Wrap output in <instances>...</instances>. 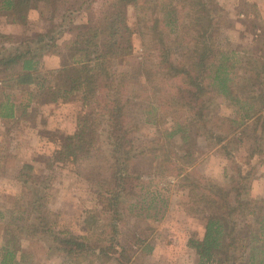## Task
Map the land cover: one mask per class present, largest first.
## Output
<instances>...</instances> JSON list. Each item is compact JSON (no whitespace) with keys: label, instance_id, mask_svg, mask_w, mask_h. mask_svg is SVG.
I'll return each mask as SVG.
<instances>
[{"label":"trees","instance_id":"obj_1","mask_svg":"<svg viewBox=\"0 0 264 264\" xmlns=\"http://www.w3.org/2000/svg\"><path fill=\"white\" fill-rule=\"evenodd\" d=\"M32 1L0 0V17L10 24L26 25ZM35 1L54 7V10L60 3L72 4L66 8L64 17L78 3H81L79 9L85 6L91 8L93 4L92 0ZM130 4L136 5L144 14L139 22L149 30L152 45L148 51L153 52L149 58L156 57V70L144 68L146 83L152 86L150 90L154 96L165 87L169 88V83L173 85L174 90L169 89V94H174L175 104L170 103L168 108L174 125L167 136L180 135L186 142L190 139L191 129L208 128L207 117H212L210 105L214 103V94L239 106L238 116L228 118L239 125L237 129L250 126L254 121L256 130L264 117V61L255 59L254 62H243L247 60L244 55L220 47L218 35L226 22L215 0H110L103 17L94 25L93 21H88L92 26L79 32L77 40L65 55L70 58V63L63 64L55 71L42 68L45 50L57 47L56 36L51 33L37 37L44 44L42 52L34 49L35 40L23 42L11 52L0 50V86H4L0 88L9 85L24 94L20 96L0 89L3 95L0 120H27V116L39 113L40 104H68L78 97L83 106L90 109V118L83 129L56 152V162L77 163L83 157L91 159L95 153L102 154L104 148L100 139L103 136L98 130L103 128L107 129L105 134L113 160L111 180L108 185L103 184L104 193H100L104 200L103 209L107 212L106 228L99 234L93 233L91 229L98 218L89 212L86 218L90 231L88 235L55 231L56 224L48 220L45 212L48 193L42 191L44 194L31 203L32 212L38 214L37 222L30 221V211L25 209L17 211L22 216L13 220L15 215H12L11 222L6 224L0 264H20L18 253L21 250V237L45 235L56 242V250L67 258L68 264H80L89 258L106 262L112 257H116L119 264H135L127 259L125 247L119 249L117 245L121 243L114 241L118 222L124 214V205L133 196L131 185L137 171L135 160L138 157L133 134L141 127L131 120L134 103L141 96L133 91L129 93V80L115 69V61L129 57L133 51L134 33L126 18V7ZM179 45L182 46L175 50L174 47ZM239 56L241 59H237ZM239 63H244L243 67L239 68ZM246 64L251 68L246 69ZM54 79H59V83L52 84ZM153 79L161 80L162 84L156 86ZM246 81L259 87L257 96L248 97L247 87L244 86L246 88L240 91L242 96L237 97L235 86L241 83L246 85ZM250 97L252 103H249ZM21 98L23 101H19ZM149 104L151 108L146 111L145 122L155 123L150 116L158 113L159 108L153 103ZM156 122L159 124L158 120ZM229 128L233 134L235 126ZM205 130L209 138H216L217 144L225 142L226 137H215L212 128ZM164 146L157 149L163 152L162 166L170 170L168 164L172 152ZM255 146L258 147L259 143ZM255 146L253 148L258 150L259 147ZM258 152L264 154V151ZM0 165L1 168V162ZM34 170L33 165H24L21 175L25 181H33L29 173ZM180 170L183 171L179 174L181 181L188 190V206L206 220L203 236L189 240V246L198 255L199 264H264V199L255 200L248 197L249 191L246 196L238 191L231 201L229 190L210 179L188 171L184 174L185 169ZM245 179L242 176V180ZM25 214H28L27 222L23 218ZM3 216L4 212L0 211V217ZM248 217L254 218L253 224L246 220ZM22 220L24 223H20ZM108 228L111 233H108Z\"/></svg>","mask_w":264,"mask_h":264},{"label":"rangeland","instance_id":"obj_2","mask_svg":"<svg viewBox=\"0 0 264 264\" xmlns=\"http://www.w3.org/2000/svg\"><path fill=\"white\" fill-rule=\"evenodd\" d=\"M109 1L92 0V7L85 6L83 9H79L81 3H78L73 11L64 17L66 8L72 4L60 3L54 10V7L50 8L34 0L26 25L10 24L0 17V35H7L6 38L0 37V50L11 52L23 42L35 40L34 49L42 52L45 47L37 37L51 33L56 36L57 47L45 50L42 68L45 71L60 69L63 64L70 63V58L65 55L77 40L79 32L88 29L103 17ZM259 1L261 6L258 7L250 0H215L222 9L226 22L218 35L220 47L225 51L234 50L240 56L244 55L247 60L243 62H254L255 59L264 61V40L255 42V34L264 28V1ZM238 11L248 13L252 17L239 19ZM142 16L144 14L136 5L130 4L126 7L127 23L134 33L133 51L129 57L115 61V69L130 82L129 93L133 91L141 96L134 103L131 113L132 122L141 127L133 134L134 145L138 151L135 160L137 171L131 185L133 196L126 206L124 205V214L118 222V233L114 241L121 243L115 244L119 249L121 246L125 247L127 259L133 260L135 264H199L198 255L189 246V240L203 236L206 220L188 206V190L181 181L182 176L179 174L183 171L180 169H185L184 174L188 171L229 190L231 201L238 191L244 196L249 191L248 197L255 200L263 199L261 196L264 194V188L258 185L254 192L253 183L264 169V156L258 152L264 151V117L256 130L254 121L250 126L244 125L237 129L239 125L233 124L228 118L238 116L239 106H234L230 100L214 94V103L210 105L212 117H207L208 128L191 129L190 139L186 142L180 135L167 136L174 125L168 108L170 103H174V94H169V91L174 89L169 83V88L165 87L154 96L150 90L152 86L146 83L144 68L151 71L157 68L156 57L149 58L153 53L148 51L152 42L149 30L139 22ZM90 20L93 21L92 25H89ZM180 46L182 45L174 49L178 50ZM240 56L237 59H241ZM243 64L237 65L240 68ZM246 65V69L251 68L249 64ZM59 81L54 79L52 84L56 85ZM153 84L157 86L162 84V81L153 79ZM255 85H249L247 82L246 85L241 83L235 86L237 97L242 96L240 91L246 87L247 96H257L259 87ZM10 87L8 85L0 89L24 95L18 88L16 90ZM251 97L249 103L253 102ZM2 99L0 92V100ZM149 103L159 108L158 113L150 116V119H153L151 121L155 123L145 122L146 111L151 108ZM52 105L40 104L37 110L39 113L27 116V120H0V211L4 212V216L0 217V248L4 244V228L11 222L12 215H15L13 220L22 216L17 211L29 210L30 221L37 222L38 214L32 212L31 203L44 192L48 193L46 216L50 222L56 224L55 231L88 235L90 231L86 218L90 215L89 212L98 218L97 224L91 229L93 233L99 234L106 228L107 212L103 209L104 200L100 193H104L103 184L108 185L111 180L113 164L109 152L111 148L105 134L107 129L98 130L103 136L100 139L104 148L102 154L95 153L91 159L83 157L77 163L56 162V152L83 129L85 122L90 118V109L84 107L78 97L72 103ZM262 115L264 116V110ZM163 116H166V120ZM232 125L235 126V134L229 132ZM211 128L215 137H226L225 142L217 144L216 138H209L205 129ZM257 142L259 149L255 150L253 147ZM162 145L172 152L168 164L170 170L162 166L163 152L157 149ZM26 164L35 168L29 173L33 176V181L27 182L21 175ZM242 176L246 178L245 181ZM23 218L27 222L28 214ZM246 220L251 224L254 222L253 217ZM20 223H24V220ZM107 231L111 233L109 228ZM20 240V264L69 263L67 258L56 250V242L48 235L32 238L25 236ZM1 255L2 250L0 257ZM22 255L25 257L21 259ZM115 258L112 257L106 262L89 258L80 264H119Z\"/></svg>","mask_w":264,"mask_h":264},{"label":"crops","instance_id":"obj_3","mask_svg":"<svg viewBox=\"0 0 264 264\" xmlns=\"http://www.w3.org/2000/svg\"><path fill=\"white\" fill-rule=\"evenodd\" d=\"M249 1V0H248ZM252 2V4L256 5V6H261L258 2H260L259 0H250ZM264 1V0H263ZM237 16L238 18H248L250 19L252 16L248 13H245L243 11H238L237 12ZM260 40H264V28L261 30L259 29V31L255 34V42H259ZM60 68V67H59ZM51 106H53L52 104H50ZM264 156V154H263ZM258 185H261L264 188V169L262 171V174H260L259 178L257 180H254L253 183V189L254 192L256 191V189L258 188ZM264 190V189H263ZM264 199V194H262L261 196Z\"/></svg>","mask_w":264,"mask_h":264}]
</instances>
